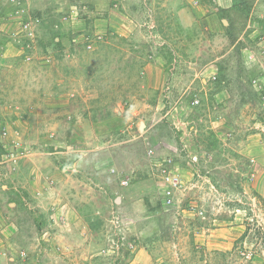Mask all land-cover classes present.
Here are the masks:
<instances>
[{"label":"rangeland","instance_id":"obj_1","mask_svg":"<svg viewBox=\"0 0 264 264\" xmlns=\"http://www.w3.org/2000/svg\"><path fill=\"white\" fill-rule=\"evenodd\" d=\"M263 128L264 0H0V264H264Z\"/></svg>","mask_w":264,"mask_h":264},{"label":"built area","instance_id":"obj_2","mask_svg":"<svg viewBox=\"0 0 264 264\" xmlns=\"http://www.w3.org/2000/svg\"><path fill=\"white\" fill-rule=\"evenodd\" d=\"M96 38H100V36L96 37ZM86 45L88 49H92L93 48V38H90L89 36L86 37ZM213 78H216V76L214 75ZM196 103H199L200 100L198 98L195 99ZM264 131V128H263ZM6 161H0V164H3ZM169 164V163H168ZM169 166H171L169 164ZM167 168V164H164L162 167V178L161 180L164 182V189H163V196H164V200L167 204H172L174 202V192L175 190L179 189L182 184H181V179L179 177V175L171 172V169ZM0 186L5 188L6 185L2 180V173L0 171Z\"/></svg>","mask_w":264,"mask_h":264},{"label":"crops","instance_id":"obj_3","mask_svg":"<svg viewBox=\"0 0 264 264\" xmlns=\"http://www.w3.org/2000/svg\"><path fill=\"white\" fill-rule=\"evenodd\" d=\"M130 11H131V10H130ZM260 171H261L262 173H264V169H261ZM262 173H261V174H262ZM263 176H264V174H263Z\"/></svg>","mask_w":264,"mask_h":264}]
</instances>
